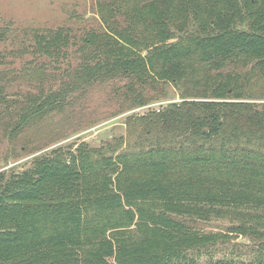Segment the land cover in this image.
Masks as SVG:
<instances>
[{"label":"trees","instance_id":"1","mask_svg":"<svg viewBox=\"0 0 264 264\" xmlns=\"http://www.w3.org/2000/svg\"><path fill=\"white\" fill-rule=\"evenodd\" d=\"M105 7L102 30L33 31L20 38L25 52L85 86L168 82L181 99L126 117L127 134L113 141L59 145L0 171V264H198L204 254L206 264H234L211 248L239 236L252 242L248 263L264 264V0ZM7 39L0 27V110L20 96L13 138L61 94L9 95ZM228 64L256 72L259 99L255 79L223 73ZM217 219L223 230L204 228Z\"/></svg>","mask_w":264,"mask_h":264},{"label":"rangeland","instance_id":"2","mask_svg":"<svg viewBox=\"0 0 264 264\" xmlns=\"http://www.w3.org/2000/svg\"><path fill=\"white\" fill-rule=\"evenodd\" d=\"M108 0H0V27H5L8 39L3 51L7 62L6 76L10 82V93L22 98L30 93L57 90L61 96L54 110L32 120L17 136H7L8 126L14 118L15 107L20 96L9 99L8 109L0 110V171L19 170L33 156L53 147L77 143L82 140L92 145L103 144L127 134L126 117L144 114L148 109L162 104L180 101L181 91L171 83H154L129 90L125 80L106 78L89 86L80 84L72 72L62 75V69L50 66L41 68L35 59L24 50L20 41L28 39L33 31H48L58 27L70 28L80 34L100 31L106 26ZM64 67V66H63ZM249 65L228 64L223 73L238 74L249 80L256 78ZM262 82L251 83L252 99L260 98ZM182 90V89H181ZM15 92V93H14ZM141 93L148 102L131 107L132 96ZM4 112V113H3ZM7 112V113H5ZM7 125V129L4 126ZM226 219L211 220L206 230H223ZM252 242L245 237H236L229 243L211 248L214 260L233 258L234 264H249ZM202 255L198 264H206Z\"/></svg>","mask_w":264,"mask_h":264}]
</instances>
